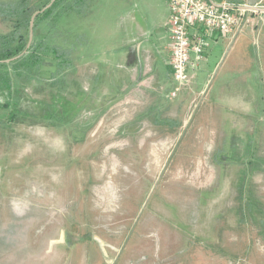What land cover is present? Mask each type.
<instances>
[{
  "label": "rangeland",
  "instance_id": "obj_1",
  "mask_svg": "<svg viewBox=\"0 0 264 264\" xmlns=\"http://www.w3.org/2000/svg\"><path fill=\"white\" fill-rule=\"evenodd\" d=\"M50 1L0 3L24 9L28 41ZM74 1L34 17L39 63L0 62V264H264V11L237 31L235 104L216 84L206 104L129 115L104 66L89 77L115 0ZM22 19L0 16V37Z\"/></svg>",
  "mask_w": 264,
  "mask_h": 264
},
{
  "label": "crops",
  "instance_id": "obj_2",
  "mask_svg": "<svg viewBox=\"0 0 264 264\" xmlns=\"http://www.w3.org/2000/svg\"><path fill=\"white\" fill-rule=\"evenodd\" d=\"M212 1L242 4L247 0ZM115 5L120 16L114 20L112 28H108V44L94 53L97 66L89 77L91 83L98 87L103 79L101 72L105 69L107 94L115 98V104L121 106L124 113L163 115L170 112L175 115L179 108H190L196 98L198 100L192 106L206 104L216 84L223 94L231 95L229 100H233V104L236 103L237 89L232 83L242 74L243 60L237 58V51L231 53L236 40L244 38L243 32L233 35L212 32L207 39L205 57L198 64L194 76L180 85L175 96H170L173 88L169 65L171 40L166 26L169 0H139L133 4L115 0ZM102 66L104 69L100 68ZM219 93L214 95L217 102ZM170 117L157 121L166 120L175 124L174 128H179V120L173 115ZM128 120L131 122L132 117ZM184 124L182 121L181 126Z\"/></svg>",
  "mask_w": 264,
  "mask_h": 264
},
{
  "label": "built area",
  "instance_id": "obj_3",
  "mask_svg": "<svg viewBox=\"0 0 264 264\" xmlns=\"http://www.w3.org/2000/svg\"><path fill=\"white\" fill-rule=\"evenodd\" d=\"M247 5V1L235 4L212 0H169L166 26L171 40L169 65L173 88L170 96H175L180 85L194 76L198 64L205 57L207 39L212 32L233 35L249 13L258 11L257 3Z\"/></svg>",
  "mask_w": 264,
  "mask_h": 264
},
{
  "label": "trees",
  "instance_id": "obj_4",
  "mask_svg": "<svg viewBox=\"0 0 264 264\" xmlns=\"http://www.w3.org/2000/svg\"><path fill=\"white\" fill-rule=\"evenodd\" d=\"M57 1L58 0H54L52 4L43 13H39L36 16V19L39 18V20H42L47 17L50 13L51 8L55 6ZM74 2L76 3L78 1L75 0ZM47 4L48 2L44 3L42 8H44ZM23 10L24 9H22L20 6H15L13 8L12 6H7L5 3H0V16H11V14H17L18 17H23L20 22L18 21V23H16L15 30L12 31L10 35L0 37V62L8 60L9 63L7 64L9 65L24 66L29 62L39 63L40 61L41 56L33 48V45L30 47H26L27 41L22 38V35H19L17 33V31L20 29V27H22L23 24L28 23L29 18L27 15H24ZM53 51L54 54L56 53V57L58 58L59 52H57L56 49H54Z\"/></svg>",
  "mask_w": 264,
  "mask_h": 264
},
{
  "label": "water",
  "instance_id": "obj_5",
  "mask_svg": "<svg viewBox=\"0 0 264 264\" xmlns=\"http://www.w3.org/2000/svg\"><path fill=\"white\" fill-rule=\"evenodd\" d=\"M53 1H54V0L50 1V2L45 6V8L49 7V6L52 4ZM256 3H257V0H247V4H248L247 6H254ZM45 8H43V9H45ZM257 9L260 10V11H264V7H258ZM37 13H38V12H35V13L32 15V17H31V19H30V21H29V39H28V41H27V46H26V47L29 46V43H30V40H31V37H32V31H31V29H32V25H33V19H34V17L36 16ZM6 61H7V60H6Z\"/></svg>",
  "mask_w": 264,
  "mask_h": 264
},
{
  "label": "bare ground",
  "instance_id": "obj_6",
  "mask_svg": "<svg viewBox=\"0 0 264 264\" xmlns=\"http://www.w3.org/2000/svg\"><path fill=\"white\" fill-rule=\"evenodd\" d=\"M11 233V232H10ZM36 237V236H35Z\"/></svg>",
  "mask_w": 264,
  "mask_h": 264
}]
</instances>
